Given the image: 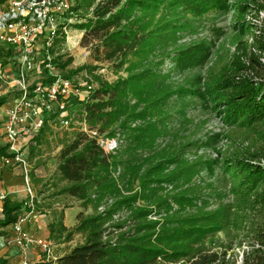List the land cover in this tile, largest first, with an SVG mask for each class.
I'll return each mask as SVG.
<instances>
[{"label":"rangeland","instance_id":"374dc122","mask_svg":"<svg viewBox=\"0 0 264 264\" xmlns=\"http://www.w3.org/2000/svg\"><path fill=\"white\" fill-rule=\"evenodd\" d=\"M99 1H72V8L76 2L82 8L68 16L72 18L68 33L54 42L52 55H61L64 61L72 58L67 70L94 67L96 87L106 82L122 88L118 106L123 115L114 139L119 141L117 152L123 154L119 169L127 174L126 197L134 198L128 208L145 211L146 221L159 223L155 237L162 239L167 251L182 243L194 252L226 251L240 264L243 252L258 246L257 235L264 236V200L235 182L232 162L249 160L264 144L257 128L245 129L224 120L222 108L213 107L206 85L213 84L233 59L240 40L237 21H259L257 11L239 6L257 8L262 2L225 0L224 7L210 6L200 14L176 0H162L159 8L130 9L131 20L149 42L142 43L120 65L119 60H102L103 48H97L99 40L90 29L74 28L91 17ZM259 11L264 13V9ZM258 26L264 39V18ZM246 40L250 44L248 35ZM53 65L52 73L60 74L56 63ZM89 70L72 79L81 82L87 75L91 80ZM139 73H143L141 78L134 80L132 76ZM49 77L42 68L30 73L28 90L45 84ZM79 93L67 99L68 126L49 120L51 115L43 116L53 132L50 144L44 146L48 153L43 163L45 181L52 179L61 141L71 139L85 120L82 104L90 94ZM114 126H109L107 134ZM49 180L40 189L54 192L47 186L52 183ZM63 199L62 205L80 206L73 199ZM185 224L192 229L183 231ZM81 239L75 236L72 245Z\"/></svg>","mask_w":264,"mask_h":264},{"label":"trees","instance_id":"16d2710c","mask_svg":"<svg viewBox=\"0 0 264 264\" xmlns=\"http://www.w3.org/2000/svg\"><path fill=\"white\" fill-rule=\"evenodd\" d=\"M252 1L262 3L257 8L243 4L239 7H243V10L249 7L257 12L264 9V0ZM175 2L184 4L195 14L202 13L210 6H225V0ZM79 3L76 2L72 8V14L82 8ZM163 3L162 0H101L93 7L91 17L74 28L90 29L89 32L99 40L97 48H103L102 60H119L122 65L125 58L133 54L142 43L149 42L147 35L131 20L130 9L159 8ZM80 17L85 19L86 15ZM236 24L240 40L236 43L233 59L230 65L223 67L213 84L206 85V92L214 102L213 107L222 108L224 120L245 129L257 128L264 144V64L261 62L264 59V39L261 29L251 19L239 20ZM246 35L251 40L250 44L248 40L243 41ZM11 57V49L4 50L0 47V61L2 58ZM6 59L0 63L6 64ZM71 61L72 58L64 61L61 55L53 60L62 78L68 79L84 69H90L88 72L91 81L98 80L97 75L93 74L94 67L83 66L67 70ZM142 75L143 73H139L132 77L136 80ZM52 80L53 78H48L43 83ZM99 84L83 102L82 118L90 128H95L101 135L113 139L118 129L117 121L119 123L123 115L118 106L122 88L118 83ZM6 99V96H0V106L6 103ZM56 119L57 115L54 114L49 120ZM111 125L114 127L107 134ZM52 136L53 132L45 120L42 128L31 140L30 156L34 152L38 153L44 146L48 147ZM60 145L55 171L49 180L52 183L48 184L55 191L43 199L34 196L32 209L23 210V202L14 203L4 198L0 206V227L15 224L22 211L31 212L44 208L51 216L48 225L50 241L62 244L71 242L77 235L82 238L81 242L69 248L56 260L57 264H237L236 257L233 254L228 256L226 251L194 252L182 243L167 251L162 239L155 237L156 231L161 228L158 227L159 223L146 221L145 211L136 213L128 208L134 198L126 197L128 191L124 188L127 174L125 170L121 172L119 169L123 165V154L117 151L106 154L94 139L81 131L76 132L71 139L62 140ZM13 157L14 154L8 152V146L0 147V159ZM262 158L264 149L259 154L250 156L249 160L232 162V167L236 168L232 173L236 175L235 182L251 193L254 192L260 200H264ZM59 184L63 185L59 188ZM41 194H44L43 190L39 192ZM63 198L80 203L76 224L71 228H66L63 223L64 210L69 207H61ZM56 202L59 206L54 207ZM99 208H103V211ZM122 212L125 216L121 215ZM191 229L187 224L182 227L186 232ZM257 236L258 246L252 245L248 251H244L240 264H264V236L262 233Z\"/></svg>","mask_w":264,"mask_h":264},{"label":"built area","instance_id":"2783aa9c","mask_svg":"<svg viewBox=\"0 0 264 264\" xmlns=\"http://www.w3.org/2000/svg\"><path fill=\"white\" fill-rule=\"evenodd\" d=\"M73 0H5L0 5V46L13 51L14 60L19 64L16 78H11L0 70V81L5 82L10 89L21 93L16 104L7 110L6 119L2 123V131L7 142L8 152L14 154L12 159H1L5 165H19L24 170L27 168L23 155L15 150L14 143L22 137L33 138L44 124V115H57V120L64 126L69 125L67 114V99L79 95L83 90L90 94L97 87L85 75V80L62 78L54 71L55 57L52 55L54 42L67 35V28L72 23L71 8ZM259 25L264 18L263 11L257 13ZM251 19V18H250ZM253 22V20H252ZM6 49V50H7ZM264 64V59H261ZM40 68L48 71L51 82L37 85L32 91L28 90L27 83L30 73H35ZM30 96L33 98H30ZM80 131L96 141L97 145L106 153L111 154L118 150L116 139H104L96 129L88 127L85 120L80 124ZM28 197L23 201L22 209L33 207L34 196L28 189ZM0 194V206L4 200ZM103 211V208H99ZM24 215L12 225L16 237L14 244L24 252L36 245L41 249L44 260L54 259L52 246L42 239L23 232L20 228ZM24 257V256H23ZM23 264L27 261L23 260Z\"/></svg>","mask_w":264,"mask_h":264},{"label":"crops","instance_id":"0c3cea01","mask_svg":"<svg viewBox=\"0 0 264 264\" xmlns=\"http://www.w3.org/2000/svg\"><path fill=\"white\" fill-rule=\"evenodd\" d=\"M1 48L4 50L7 49L6 47ZM5 59L6 58H2L1 61ZM19 67V64L12 57L7 58L6 64L4 65L0 63V70L11 78L17 77ZM0 96L7 97L6 103L0 106V147H5L7 146V142L3 135L2 123L6 119L7 110L16 104L21 93L15 89H10L5 82L0 81ZM50 139H52V137ZM30 144L31 141L23 137L19 138L14 143L15 150L21 152L23 155V159L27 165L25 170L19 165H5L0 159V194L10 202L21 203L25 201L28 197V189L31 190L33 196L39 197V199L46 198L53 193L51 189V191L42 189L44 194L39 195L41 191L40 187L49 180H43V178L46 177L43 163L48 153H44L45 149L43 147L38 153L34 152V154L30 156ZM60 149L61 146L58 147L59 151ZM53 161L55 164L56 158ZM57 206H59V203H54V207ZM61 207H63V205H61ZM78 213L79 208L77 205H71L64 210L63 223L66 228H71L76 224V216ZM21 215H24L22 222H20L21 230L33 236L34 239H42L50 243L54 259L52 261L44 260L41 249L36 245L29 247L23 254L13 243L16 233L12 225H10L7 227H0V264H23L24 258L27 264H57L56 260L64 255L69 248L74 246L72 245V241L62 244H56L50 241L48 225L51 216L44 208L38 211L32 210L31 212L22 211ZM1 218L0 209V219Z\"/></svg>","mask_w":264,"mask_h":264}]
</instances>
